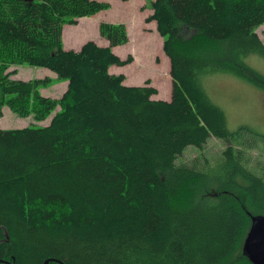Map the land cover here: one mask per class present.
<instances>
[{
  "label": "trees",
  "instance_id": "obj_1",
  "mask_svg": "<svg viewBox=\"0 0 264 264\" xmlns=\"http://www.w3.org/2000/svg\"><path fill=\"white\" fill-rule=\"evenodd\" d=\"M148 1L170 101L110 72L133 62L113 50L129 43L123 23L100 24L107 47L65 49V26L108 2L0 0V119L7 107L42 122L60 107L48 126L0 130V261L254 264L243 246L264 216V136L230 131L201 80L264 59V0ZM20 65L50 70L67 91L54 99L41 92L50 77L13 79ZM212 137L223 149L209 157ZM189 148L199 155L179 163Z\"/></svg>",
  "mask_w": 264,
  "mask_h": 264
},
{
  "label": "rangeland",
  "instance_id": "obj_2",
  "mask_svg": "<svg viewBox=\"0 0 264 264\" xmlns=\"http://www.w3.org/2000/svg\"><path fill=\"white\" fill-rule=\"evenodd\" d=\"M149 4L150 1L148 0H130L127 2L113 0V5L110 3L111 9L92 17H85L82 20L81 23L90 22L87 27L80 25L78 28H74V25H66L63 40L66 44L75 45L74 49L79 50L88 41L97 43L102 39L106 42L100 36L99 24L103 22L125 24L129 34V43L118 47L114 52L122 59L132 56L133 62L124 67H115L114 72L124 74L127 81L125 84L128 86H143L149 81L151 86L158 89L160 98L169 99L173 89L170 76V59L163 51L164 38L158 33L156 24H148L144 20L148 13H143V11ZM78 20L77 23L79 24ZM256 32L264 43V25L259 27ZM244 62L246 66H238V69L243 71L242 74L216 72L203 77L201 80L203 92L212 104L224 112L230 131L235 132L242 126H248L264 136V59L252 55L246 58ZM9 71L16 72L12 76L13 79L23 81L50 77L51 83L41 89L45 96L58 99L67 91L66 81L59 80L48 69L20 65L11 67ZM59 111L60 107L45 121L37 122L32 116L21 118L5 107L4 116L0 119V130L45 127L50 124L54 115ZM222 149V142L212 137L205 152L211 155L209 157H213V155L217 156ZM198 155V149L189 148L178 162L190 163Z\"/></svg>",
  "mask_w": 264,
  "mask_h": 264
},
{
  "label": "water",
  "instance_id": "obj_3",
  "mask_svg": "<svg viewBox=\"0 0 264 264\" xmlns=\"http://www.w3.org/2000/svg\"><path fill=\"white\" fill-rule=\"evenodd\" d=\"M243 253L249 255L254 264H264V216H252V227L244 242Z\"/></svg>",
  "mask_w": 264,
  "mask_h": 264
},
{
  "label": "crops",
  "instance_id": "obj_4",
  "mask_svg": "<svg viewBox=\"0 0 264 264\" xmlns=\"http://www.w3.org/2000/svg\"><path fill=\"white\" fill-rule=\"evenodd\" d=\"M102 2V1H101ZM103 2H108L109 4L111 3L112 5H113V0H107V1H103ZM146 5V4H145ZM145 5H143L144 7H145ZM142 6V7H143ZM111 9V8H110ZM145 12H147L148 14H147V16L145 17V21H146V19L149 17V16H151L152 14H153V11L151 10V8H149V6H147L146 8H145V10L143 11V13H145ZM82 20H84V18H81V19H79L78 20V22H79V24L77 23L76 25H74V28H78L80 25L81 26H85V27H87L88 25L87 24H89L90 22H88V23H81L82 22ZM102 22V21H101ZM100 22V23H101ZM108 23V22H107ZM156 24V22L155 21H152V22H150V23H148V24ZM156 27H157V24H156ZM73 31H75L74 29H73ZM99 33H100V24H99ZM65 34V33H64ZM101 36V35H100ZM102 37V36H101ZM63 38H64V35H63ZM103 38V37H102ZM104 39V38H103ZM106 40V39H105ZM64 41V40H63ZM89 42V41H88ZM94 42V41H93ZM96 43V42H95ZM85 44V43H84ZM83 44V45H84ZM96 44H98L99 46H102V47H107L108 45H109V43H108V41L106 40V42L105 41H103L102 39H101V41L100 42H97ZM82 45V46H83ZM64 46H65V49H72V50H75L74 48L76 47L75 45H69V44H66V43H64ZM81 46V47H82ZM67 47V48H66ZM117 48L118 47H116V48H114L113 50L116 52V50H117ZM81 49V48H80ZM75 51H78V50H75ZM116 54V53H115ZM120 57V56H119ZM115 67H117V66H113V67H111L110 68V72L112 73V74H116V75H118L117 73H115L114 72V68ZM17 70H19V69H17ZM127 82V81H126ZM66 84V90H67V87H68V83L66 82L65 83ZM154 87V86H153ZM156 88V87H155ZM157 89V88H156ZM65 90V91H66ZM158 90V89H157ZM63 95V94H62ZM49 97V96H48ZM52 98V97H51ZM59 99V98H58ZM153 99H155V100H163V101H170L171 100V96H170V98L169 99H167V98H164V97H162V98H160L159 97V91H158V94L157 95H155L154 97H153Z\"/></svg>",
  "mask_w": 264,
  "mask_h": 264
}]
</instances>
